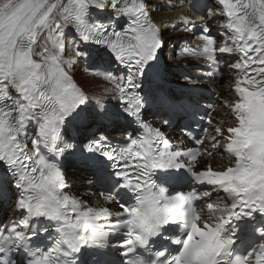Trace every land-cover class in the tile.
<instances>
[{
	"label": "snow or ice",
	"instance_id": "6c2138e0",
	"mask_svg": "<svg viewBox=\"0 0 264 264\" xmlns=\"http://www.w3.org/2000/svg\"><path fill=\"white\" fill-rule=\"evenodd\" d=\"M218 5L219 40L202 28L191 55L209 62L210 78L230 74L234 95L219 102L234 123L208 116L211 131L183 130L195 146L178 150L144 115L165 45L146 0H0V196L10 185L20 217L0 223V264H264V0ZM179 21L186 31L197 26L188 15ZM69 27L74 55L66 58ZM93 45L117 67L88 63L110 85L90 97L72 72L93 61ZM98 117L139 127L124 128L116 145L92 131ZM77 152L108 162L99 206L66 191L62 161ZM215 156L228 164L213 167ZM181 178L202 190L162 186ZM109 248L118 259H103Z\"/></svg>",
	"mask_w": 264,
	"mask_h": 264
},
{
	"label": "bare ground",
	"instance_id": "6f19581e",
	"mask_svg": "<svg viewBox=\"0 0 264 264\" xmlns=\"http://www.w3.org/2000/svg\"><path fill=\"white\" fill-rule=\"evenodd\" d=\"M182 2L184 4L183 7H176L173 9L168 7V5H180ZM146 3L153 20L161 29L163 39L167 40L168 42L166 48V55L168 57V68L165 71L166 77H168L171 81L189 83L187 80H185V77L190 75L192 78L191 83L203 84L218 89L220 91V97L217 99L215 104L216 110L213 114V121L215 122L224 120L225 117H230L228 112L219 102L222 98L228 99L234 95L232 91L233 81L228 78L230 74L221 72L218 78L210 79V77L206 74L208 72V61L203 57L193 58L191 55V50L196 49L197 46L203 44V41L197 38L202 28L208 27L212 31H217L215 35L219 40L218 30L220 29V25L223 23V20L216 16L218 9H214V14L212 16L203 14V9L199 8H201L204 4H207L208 0H196L197 6L195 8L191 6L192 0H167V3H165V0H146ZM209 3V5L214 6V2L209 1ZM182 15H188L197 22L195 30H192L191 26H189L190 31L183 29L179 21V18ZM174 25L178 30H173ZM63 39L66 45H68L65 51V57L68 58L74 55L70 46V42L73 39L72 30L70 27L65 29V35ZM44 43L45 39L42 38L36 45V50L39 51L40 46ZM47 43L50 50H52L55 46L54 37L53 39H49ZM77 43L80 42L77 40ZM173 46H177L181 52L180 58L175 59L172 57ZM81 47H83V45H81ZM185 54L187 55L183 57ZM93 58V61L83 62L79 67L74 66L72 72L74 78L80 81L82 86L87 90L90 97L101 95L104 88L110 87V85H108L102 77L93 75L92 71L88 68V63L94 62L96 65H98V70H103V67H101L102 64H105L106 66L111 65L108 57L104 53H99L93 50ZM116 67L117 66L114 65L113 70H115ZM178 67L185 69L186 72H189V75L184 73L180 74L176 70ZM104 102L111 108L112 111L116 110V100L113 97H104ZM92 103L95 104V99H92ZM97 126L102 130H107L109 124L103 117H98L95 121V126L93 129L95 130ZM97 133H99V131ZM112 134L116 135V133ZM211 160H215L218 167L225 165L228 162L221 156H215L214 158H211ZM68 172L69 180L76 184L81 183L80 176L85 177L86 175L84 172H80L74 168H70ZM89 179L91 180V178ZM77 191H79L81 194H84L83 199L85 201L91 198L97 199L95 192L88 191L85 188L72 190V192Z\"/></svg>",
	"mask_w": 264,
	"mask_h": 264
},
{
	"label": "rangeland",
	"instance_id": "374dc122",
	"mask_svg": "<svg viewBox=\"0 0 264 264\" xmlns=\"http://www.w3.org/2000/svg\"><path fill=\"white\" fill-rule=\"evenodd\" d=\"M167 48V47H166ZM187 54L183 55V57H185ZM172 57L177 59L181 57V52L179 51L177 46H173V53H172ZM179 73L181 72V69L178 68ZM225 120H229L228 118H225ZM88 178L87 177H83V184H81V186H85L88 184Z\"/></svg>",
	"mask_w": 264,
	"mask_h": 264
}]
</instances>
